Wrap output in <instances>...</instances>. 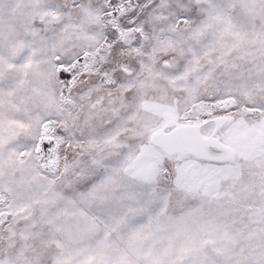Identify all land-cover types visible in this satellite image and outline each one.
<instances>
[{"label":"snow or ice","instance_id":"6c2138e0","mask_svg":"<svg viewBox=\"0 0 264 264\" xmlns=\"http://www.w3.org/2000/svg\"><path fill=\"white\" fill-rule=\"evenodd\" d=\"M0 264H264V0H0Z\"/></svg>","mask_w":264,"mask_h":264}]
</instances>
